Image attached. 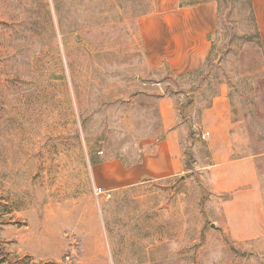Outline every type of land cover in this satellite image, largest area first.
Segmentation results:
<instances>
[{
  "label": "rangeland",
  "instance_id": "obj_1",
  "mask_svg": "<svg viewBox=\"0 0 264 264\" xmlns=\"http://www.w3.org/2000/svg\"><path fill=\"white\" fill-rule=\"evenodd\" d=\"M140 1L0 0V260L7 264H264V235L231 236L221 209L228 194L212 193L196 166L209 161L211 141L197 125L199 93L180 105L186 117L176 110L189 166L181 176L116 189L93 176V160L131 163L160 136L155 94L190 89V81L147 63L138 10L155 11L157 0ZM193 1L215 2L212 72L229 101L231 155L255 159L264 205V72L249 1ZM153 78L163 82L152 85Z\"/></svg>",
  "mask_w": 264,
  "mask_h": 264
},
{
  "label": "crops",
  "instance_id": "obj_2",
  "mask_svg": "<svg viewBox=\"0 0 264 264\" xmlns=\"http://www.w3.org/2000/svg\"><path fill=\"white\" fill-rule=\"evenodd\" d=\"M180 0H157V9L137 17V33L150 66L167 64L173 73L191 72L205 61L217 27L214 1L179 6ZM260 36L264 67V0H251ZM222 85V84H221ZM168 96L156 102L164 138L150 139L140 149V159L125 166L117 159L94 164L93 176L104 188L116 189L148 178L181 176L185 169L176 126V108ZM210 151L206 163L197 164L204 172L209 190L228 194L221 202L225 226L238 241L264 235V205L257 184L255 159L233 157L230 131L233 127L224 88L202 110L197 122Z\"/></svg>",
  "mask_w": 264,
  "mask_h": 264
},
{
  "label": "trees",
  "instance_id": "obj_3",
  "mask_svg": "<svg viewBox=\"0 0 264 264\" xmlns=\"http://www.w3.org/2000/svg\"><path fill=\"white\" fill-rule=\"evenodd\" d=\"M249 1V6H250V14H251V18L253 20L254 26H255V30H256V37L258 39L259 42V46L261 48V43H260V36H259V32L257 29V25L255 23V16H254V12H253V8L251 5V0ZM199 2L193 1V0H180L179 1V6H186V5H193ZM140 6L143 5L142 0L139 2ZM150 11V8L148 9H139V15L145 14L147 12ZM218 29H216L217 31ZM214 33L209 34L207 36L208 40L210 41V50L209 53L207 55V57L205 58V61L203 63V65L191 72H186V73H181V74H174L172 72V70L170 69V67L167 64H162L159 66H155L154 69L155 70H160L162 67H165V69L168 71V75L170 80H172L171 78L173 77L175 80H188L190 81L189 85H190V89L189 91H184V89H179V88H174V89H170L169 87L166 88V90H163L162 92H158L157 94L154 95L155 100L157 102V100L163 96H168L171 97L173 100H175V108L179 111V114L182 115L184 117H186L188 114L185 112H183L180 108V105L186 104L191 105L194 103L195 101V93H199L201 95L200 98V102H202V106L195 108V112L197 113L198 117H200L202 110L209 107L211 104V101L213 99V97H215L220 90V85L223 83V79L217 74V72H212L213 67H217V63L215 62V58L213 59L212 55H214V44L212 42V36ZM261 69L264 72V67H263V59H262V63H261ZM163 79L160 78H153L152 80L150 79V83L155 86H158L157 83H162ZM171 81L166 80V85L170 86ZM174 86H179V82H173ZM206 92V93H205ZM178 93H183V95H186V98L184 101L178 103V101L174 98L175 95H177ZM156 109H157V104H155ZM183 109V106H182ZM183 112V113H182ZM157 117L159 120V128L161 130L160 136H157L156 140H161L164 138V131L161 127V123H160V115L157 109ZM191 130H190V134H191ZM191 154V153H189ZM140 155H138V158L136 160H133V162L131 163H123L126 166H129L130 164H133L135 162H137L140 159ZM184 155H186V152H184ZM192 155V154H191ZM92 161V160H91ZM99 161L97 160H93L92 164H96ZM185 168H188V163L186 161V159H184L183 161ZM0 264H7L5 260H0Z\"/></svg>",
  "mask_w": 264,
  "mask_h": 264
},
{
  "label": "built area",
  "instance_id": "obj_4",
  "mask_svg": "<svg viewBox=\"0 0 264 264\" xmlns=\"http://www.w3.org/2000/svg\"><path fill=\"white\" fill-rule=\"evenodd\" d=\"M208 136V132L201 133V138H206ZM102 190L100 188H96V192L100 193Z\"/></svg>",
  "mask_w": 264,
  "mask_h": 264
}]
</instances>
